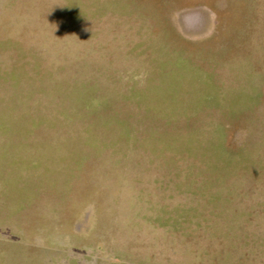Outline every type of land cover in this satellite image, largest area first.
Returning <instances> with one entry per match:
<instances>
[{"label": "rangeland", "instance_id": "rangeland-1", "mask_svg": "<svg viewBox=\"0 0 264 264\" xmlns=\"http://www.w3.org/2000/svg\"><path fill=\"white\" fill-rule=\"evenodd\" d=\"M0 264H264V0H0Z\"/></svg>", "mask_w": 264, "mask_h": 264}]
</instances>
